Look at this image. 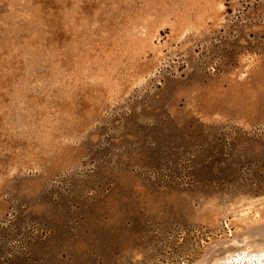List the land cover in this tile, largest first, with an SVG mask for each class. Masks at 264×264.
I'll use <instances>...</instances> for the list:
<instances>
[{"label":"rangeland","instance_id":"1","mask_svg":"<svg viewBox=\"0 0 264 264\" xmlns=\"http://www.w3.org/2000/svg\"><path fill=\"white\" fill-rule=\"evenodd\" d=\"M264 252V0H0V264Z\"/></svg>","mask_w":264,"mask_h":264},{"label":"built area","instance_id":"2","mask_svg":"<svg viewBox=\"0 0 264 264\" xmlns=\"http://www.w3.org/2000/svg\"><path fill=\"white\" fill-rule=\"evenodd\" d=\"M220 264H264V254H236Z\"/></svg>","mask_w":264,"mask_h":264},{"label":"bare ground","instance_id":"3","mask_svg":"<svg viewBox=\"0 0 264 264\" xmlns=\"http://www.w3.org/2000/svg\"><path fill=\"white\" fill-rule=\"evenodd\" d=\"M250 254L258 255V254H264V252H262V253H250ZM226 259H227V258H226ZM226 259H224L223 261H225ZM223 261H221V262H223ZM221 262H219L218 264H220Z\"/></svg>","mask_w":264,"mask_h":264}]
</instances>
